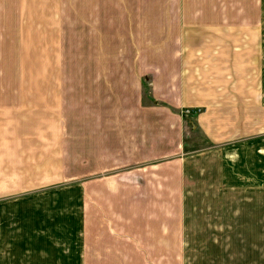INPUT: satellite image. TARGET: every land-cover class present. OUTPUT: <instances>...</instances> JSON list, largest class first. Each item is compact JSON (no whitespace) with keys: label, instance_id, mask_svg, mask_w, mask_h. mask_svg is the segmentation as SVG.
I'll return each mask as SVG.
<instances>
[{"label":"crops","instance_id":"1","mask_svg":"<svg viewBox=\"0 0 264 264\" xmlns=\"http://www.w3.org/2000/svg\"><path fill=\"white\" fill-rule=\"evenodd\" d=\"M262 137L264 0H0V264H185L260 218Z\"/></svg>","mask_w":264,"mask_h":264},{"label":"rangeland","instance_id":"2","mask_svg":"<svg viewBox=\"0 0 264 264\" xmlns=\"http://www.w3.org/2000/svg\"><path fill=\"white\" fill-rule=\"evenodd\" d=\"M67 30V49L69 54L68 65H76V21H64ZM66 43V42H65ZM261 139V167H260V195H261V213L260 218L254 219V222L249 218V224L246 226L248 232L242 233L239 231L241 227V220L232 216L229 219L230 232L222 233V239L217 244H209L203 241L197 245V241L192 238L191 233L186 239V247L183 249V256L186 258L185 264H231L228 258H240L238 263L243 264H264V137ZM252 169H250L251 171ZM213 173L223 180L225 185L228 184V179H231L230 173L224 168L220 170L214 169ZM256 174V171H255ZM247 187V184H245ZM258 188V187H257ZM194 191L198 194L206 193L202 186H195ZM256 191V189H255ZM202 203V202H201ZM195 204V203H194ZM245 204V211L249 216L255 214L252 212L254 202L247 201ZM200 218H197L199 223L205 220L204 211L198 209ZM247 215V214H246ZM255 216V215H254ZM244 222V221H242ZM246 222L244 223V225ZM230 247V248H229ZM222 248H229V250H221ZM231 253V254H230ZM247 253V254H246ZM260 256V260L257 257Z\"/></svg>","mask_w":264,"mask_h":264}]
</instances>
